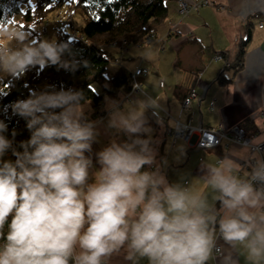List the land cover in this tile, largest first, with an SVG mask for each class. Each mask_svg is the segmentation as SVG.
<instances>
[{
	"label": "clouds",
	"instance_id": "clouds-1",
	"mask_svg": "<svg viewBox=\"0 0 264 264\" xmlns=\"http://www.w3.org/2000/svg\"><path fill=\"white\" fill-rule=\"evenodd\" d=\"M35 28L0 23V82L88 66ZM177 116L144 90L93 106L62 81L4 105L0 264H264V139L191 168L185 144L165 138Z\"/></svg>",
	"mask_w": 264,
	"mask_h": 264
},
{
	"label": "crops",
	"instance_id": "crops-1",
	"mask_svg": "<svg viewBox=\"0 0 264 264\" xmlns=\"http://www.w3.org/2000/svg\"><path fill=\"white\" fill-rule=\"evenodd\" d=\"M209 1L184 15L178 9L179 0H166L168 16L154 30L159 41L130 46L123 57L111 47L114 59L108 68L111 74L119 68L127 72L148 68L149 74L138 79L142 90L161 99L166 112L171 116L178 113L183 123L231 128L248 120L257 129L264 108V28L259 27L264 20V0ZM248 30L251 38L243 67L232 75L225 63L234 60L238 43ZM217 53H224L226 61H214ZM192 91L203 99L184 107V98ZM181 141L186 147V166L191 168L202 157L214 159L224 148L204 150L194 142ZM192 179L198 181L196 176Z\"/></svg>",
	"mask_w": 264,
	"mask_h": 264
},
{
	"label": "trees",
	"instance_id": "trees-1",
	"mask_svg": "<svg viewBox=\"0 0 264 264\" xmlns=\"http://www.w3.org/2000/svg\"><path fill=\"white\" fill-rule=\"evenodd\" d=\"M35 12L21 11L27 9V0H0V23H8L12 18H18L17 24L35 22L34 36L40 35V26L60 7L66 10L73 7L81 17V24L77 29L83 40L69 38L74 29L71 22L57 20L55 34L60 39L71 41L74 49L86 59L88 66L80 67L75 74L63 70L57 71L54 67H45L42 70L33 69L20 80H5L0 84V109L9 101L20 95H26L28 88L34 87L43 81H61L81 87L85 90L86 98L94 106H98L104 94L115 95L118 91L130 90L129 74L124 68H119L110 76H106L108 66L114 57L109 50L111 45L122 40L136 44L144 37L154 32L168 16L166 0H36ZM49 5H51L49 7ZM68 21V20H67ZM70 21V20H69ZM48 24V23H47ZM63 25H69L65 30ZM39 28V29H38ZM250 31L239 41L234 60L225 68L236 75L241 71L244 62L246 47L250 41ZM26 85V86H25ZM97 86V89L96 87ZM15 118H13V124ZM21 121L17 127H22ZM248 132L255 127L245 120L242 124ZM26 135V133H24Z\"/></svg>",
	"mask_w": 264,
	"mask_h": 264
},
{
	"label": "built area",
	"instance_id": "built-area-1",
	"mask_svg": "<svg viewBox=\"0 0 264 264\" xmlns=\"http://www.w3.org/2000/svg\"><path fill=\"white\" fill-rule=\"evenodd\" d=\"M211 2L209 0H201L199 2H194L193 0H179L178 9L182 14H188L190 10L196 9L201 6L209 5ZM260 28H264V20L259 24ZM44 32L47 33V26ZM69 38L83 40L80 32L77 29H73L69 35ZM155 36L153 33H149L148 37L145 38V43H153L155 41ZM128 42L122 40L120 42L113 43L111 46H120V50L125 52ZM214 61H225L224 55L217 54L214 56ZM228 65L227 63H225ZM148 69L146 67H139L134 72L129 74L130 79V90L129 93H139L142 90L141 84L138 81L140 76L148 75ZM161 87H163L161 85ZM203 97H200L196 92H191L184 99V107H187L193 100L201 102ZM213 108V103H210ZM167 115H170L167 113ZM261 121L262 124L259 128L254 130L252 133H247L243 127L233 126L231 128H226L224 125L220 124L216 127L206 128L203 125H193L192 123L181 124V130L179 134L175 133L172 129H168L169 135H173L176 139L184 140L188 143L194 142V145L200 149L204 150H215L220 146L230 147L232 145L239 146L240 142L249 139L252 136H258L264 139V108L261 111Z\"/></svg>",
	"mask_w": 264,
	"mask_h": 264
},
{
	"label": "rangeland",
	"instance_id": "rangeland-1",
	"mask_svg": "<svg viewBox=\"0 0 264 264\" xmlns=\"http://www.w3.org/2000/svg\"><path fill=\"white\" fill-rule=\"evenodd\" d=\"M34 3H36V0H34ZM23 8H25V7H23ZM182 14V13H181ZM184 15H187V14H184ZM17 19L18 18H12V20H15V22H17ZM57 20H62V21H65V22H71L72 23V26H73V28L75 27H79V25L81 24V17H80V15L77 13V11L73 8V7H71V8H69V9H67L66 10V7H58L57 9H56V11L52 14V18H51V16H50V18L47 20V21H45V22H43V24L40 26V33H43L44 35H51V34H53V33H55V28H56V25H55V23L54 22H56ZM68 20V21H67ZM70 20V21H69ZM48 23V24H47ZM47 26V33H45L44 32V29L43 28H45ZM63 28L65 29V30H69L70 29V27H69V25H63ZM74 28V29H75ZM39 29V28H38ZM143 41H145V40H143ZM131 45V43H128L127 44V47H129ZM112 47V46H111ZM112 48H117L118 49V52H121V50H120V46H114V47H112ZM217 54H219V53H217ZM217 54H215V55H217ZM220 55H224V60H225V54L224 53H220ZM226 61V60H225ZM216 62H220V61H216ZM221 62H223V60L221 61ZM148 69V68H147ZM148 74H149V71H148ZM111 75V69L110 68H108L107 69V71H106V76H110ZM147 76V75H146ZM140 77H143V75L142 76H140ZM139 77V78H140ZM138 78V79H139ZM2 82H0V84H1ZM161 85L164 87V85L161 83ZM96 87V89H97V86H95ZM142 87V86H141ZM193 92V91H192ZM191 93V92H190ZM186 98V97H185ZM184 98V99H185ZM183 123V122H182ZM183 124H187V123H183ZM238 126H240V127H242L241 125H238ZM244 128V127H243ZM245 129V128H244ZM246 130V129H245ZM256 130V129H255ZM246 132L247 133H252V132H248L247 130H246ZM166 134H168V132H166ZM169 135V134H168ZM179 140H181V139H179ZM192 144V143H191ZM219 148V147H218ZM217 149V148H216Z\"/></svg>",
	"mask_w": 264,
	"mask_h": 264
},
{
	"label": "snow or ice",
	"instance_id": "snow-or-ice-1",
	"mask_svg": "<svg viewBox=\"0 0 264 264\" xmlns=\"http://www.w3.org/2000/svg\"><path fill=\"white\" fill-rule=\"evenodd\" d=\"M68 2H73V0H68ZM85 3H87V0H84ZM109 3H111V0H109ZM27 4H28V7L27 9H24V8H21L20 10L23 12V11H31V12H35V3H34V0H27ZM51 5H49L50 7ZM10 23H15V20H10L9 21Z\"/></svg>",
	"mask_w": 264,
	"mask_h": 264
},
{
	"label": "bare ground",
	"instance_id": "bare-ground-1",
	"mask_svg": "<svg viewBox=\"0 0 264 264\" xmlns=\"http://www.w3.org/2000/svg\"><path fill=\"white\" fill-rule=\"evenodd\" d=\"M152 33H153L154 36H155V33H154V32H152ZM146 37H148V34L144 37L143 40H145ZM155 38H156L155 41H159L158 38H157L156 36H155ZM155 41H154V42H155ZM154 42H153V43H154ZM141 45H148V46H149V45H152V43H145V41H142V42H140V43L131 44L130 46H141ZM130 46L128 47V49L130 48ZM128 49H127V50H128ZM127 50H126L125 52L121 51L119 55H120L121 57H123V56L125 55L124 53H126ZM135 70H136V69H135ZM135 70H134V71H135ZM134 71H133V72H134ZM130 73H132V72H128V74H130Z\"/></svg>",
	"mask_w": 264,
	"mask_h": 264
}]
</instances>
